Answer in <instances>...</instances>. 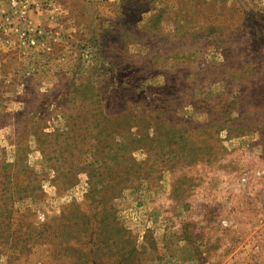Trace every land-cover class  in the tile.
Wrapping results in <instances>:
<instances>
[{
    "label": "rangeland",
    "instance_id": "1",
    "mask_svg": "<svg viewBox=\"0 0 264 264\" xmlns=\"http://www.w3.org/2000/svg\"><path fill=\"white\" fill-rule=\"evenodd\" d=\"M36 1L8 23L0 0V264H84L44 223L99 211L109 170L132 264H264V0Z\"/></svg>",
    "mask_w": 264,
    "mask_h": 264
},
{
    "label": "trees",
    "instance_id": "2",
    "mask_svg": "<svg viewBox=\"0 0 264 264\" xmlns=\"http://www.w3.org/2000/svg\"><path fill=\"white\" fill-rule=\"evenodd\" d=\"M162 15L163 13H159V15H151L149 19L151 28L154 27L156 28V30L159 29V24L157 23H159L160 16ZM189 34L192 35L193 38L201 36V34L199 33V29L191 30L189 31ZM110 64L111 67L120 64V58L119 62L112 59ZM107 72L108 70H106V73ZM111 80L112 79L110 78L109 86H111L112 89L109 87L110 94H107L105 96V101L114 104L116 101H121L123 99L124 96H122L121 93L131 92L132 88H130L129 85L124 86L123 82H125L126 80L123 77L117 79L119 86H115L116 84H111ZM71 82V85H74V79H72ZM82 83L80 85H82ZM122 87H127V89L125 91H122ZM74 92L75 90H72V92L68 91L66 93H63V96H65L63 100L66 102L70 101L71 99L73 100V98L76 97ZM98 93L102 94L101 91ZM163 100L164 98H159L157 101ZM55 103L58 104L57 99H55ZM148 104H154L153 100H150ZM162 107H164V104L157 106L156 111H159ZM105 118L108 120L110 119L108 116H105ZM107 125H109L108 122H105L104 126L100 128L98 135H96V138L93 139L95 141V144H92L91 147H94L95 150L101 149L100 144L101 142H103L102 136H106L107 131L111 130V127ZM146 137L153 140V137H149L148 134L146 135ZM140 138L144 137L141 136ZM178 138H184V136ZM142 142V140H139L138 144H141ZM185 143L187 144V142ZM108 145V142L103 144V146ZM89 151L92 152L91 148ZM104 151L105 150L102 149L100 152ZM117 151L119 153V150ZM125 154H127V152H125ZM135 164L136 163H134V165ZM108 175L109 178H106L107 183H105L104 180L101 181V183H103L101 188L93 187L90 189L89 199L98 201L101 204L99 208L100 210L95 212L94 215L87 211L80 212L74 210L75 212L70 215V220L65 223L56 225L55 218H51L49 221L44 223V232L47 230H50V232L52 233L63 232L73 237H76L74 234L75 229L73 228V226L77 228V233L79 232L78 234L80 237H82V239L75 245V251L80 254V258H83L84 264H132L131 260L137 252V243H134L133 237H130V231L128 230V228H126V226H124L123 223L120 224V220L117 217L113 207L108 206V198L110 197L108 196V191L110 188V190L112 191L115 186H118L115 185V183H119V180H117L115 176H112V172L110 170L108 171ZM74 204H71V206H73ZM91 215L92 217H94V221L90 220ZM112 227L114 228L111 229ZM85 237H87L86 241L83 240V238ZM65 242H68L67 238ZM106 255L108 256V260L106 259Z\"/></svg>",
    "mask_w": 264,
    "mask_h": 264
},
{
    "label": "built area",
    "instance_id": "3",
    "mask_svg": "<svg viewBox=\"0 0 264 264\" xmlns=\"http://www.w3.org/2000/svg\"><path fill=\"white\" fill-rule=\"evenodd\" d=\"M3 1V0H2ZM6 7L2 6L1 12L3 18L8 22L12 23L14 19H17L19 22H27L29 19L30 10L33 6H37L38 2L36 0H5ZM45 4L51 9L52 12H57L60 9L59 0H44ZM13 29L17 32H20L22 39L19 42V46H29L35 47L38 45V40L33 36V33H36L40 30L29 28L27 31H21L19 26L16 25ZM28 32L29 34L27 35ZM48 49H51L48 46Z\"/></svg>",
    "mask_w": 264,
    "mask_h": 264
}]
</instances>
